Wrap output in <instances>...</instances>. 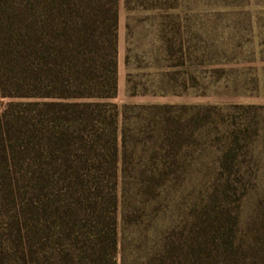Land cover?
<instances>
[{
	"label": "trees",
	"instance_id": "1",
	"mask_svg": "<svg viewBox=\"0 0 264 264\" xmlns=\"http://www.w3.org/2000/svg\"><path fill=\"white\" fill-rule=\"evenodd\" d=\"M118 9L0 0V264H264V184L231 206L227 182L142 254L120 241Z\"/></svg>",
	"mask_w": 264,
	"mask_h": 264
},
{
	"label": "rangeland",
	"instance_id": "2",
	"mask_svg": "<svg viewBox=\"0 0 264 264\" xmlns=\"http://www.w3.org/2000/svg\"><path fill=\"white\" fill-rule=\"evenodd\" d=\"M116 75L127 252L264 184V0H119Z\"/></svg>",
	"mask_w": 264,
	"mask_h": 264
}]
</instances>
